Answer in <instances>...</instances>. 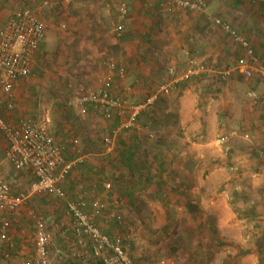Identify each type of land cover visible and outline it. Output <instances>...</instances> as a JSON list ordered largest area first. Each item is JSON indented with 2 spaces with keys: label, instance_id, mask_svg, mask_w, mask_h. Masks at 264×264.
I'll return each mask as SVG.
<instances>
[{
  "label": "crops",
  "instance_id": "crops-1",
  "mask_svg": "<svg viewBox=\"0 0 264 264\" xmlns=\"http://www.w3.org/2000/svg\"><path fill=\"white\" fill-rule=\"evenodd\" d=\"M204 1L205 9L194 11L169 8L160 0H131L124 32L115 37L117 0H48L53 16L66 25L59 38L65 44V68L88 71L85 81L94 87L112 72L110 93L134 104L164 82H171L172 89L140 113L139 131L122 129L111 144L105 138L126 116L106 120L90 108H70L76 109L72 120L51 134L71 164L59 182L64 198L30 194L31 171L2 163L0 176L11 193L28 195L18 211L0 210V264L35 261L36 226L30 211L45 220L49 264H102L89 240L83 238L88 245L80 246L72 231L66 204L78 200L87 203L86 211L102 232L120 240L134 264H264V4ZM40 2L0 0V29L24 5L36 12ZM17 3L20 8L14 9ZM215 19L228 24L251 53ZM47 23L32 75L42 68L46 41L53 40L52 23ZM111 59L122 65V77L109 71ZM192 61L210 73L181 79ZM22 84H14L17 101L11 111L0 94V115L10 124L26 115L17 104ZM229 132L237 135L226 153L219 138ZM6 146L0 130V155ZM197 168L214 171L224 189L205 196L211 178L195 181ZM226 168L232 176L225 177ZM196 184L202 188L195 190ZM95 201L102 204L98 214L92 211ZM198 201L206 211L197 208ZM184 208L190 220L179 218ZM170 209L179 214L173 216Z\"/></svg>",
  "mask_w": 264,
  "mask_h": 264
},
{
  "label": "built area",
  "instance_id": "built-area-1",
  "mask_svg": "<svg viewBox=\"0 0 264 264\" xmlns=\"http://www.w3.org/2000/svg\"><path fill=\"white\" fill-rule=\"evenodd\" d=\"M15 2H26L27 0H14ZM131 0H118L116 7L117 22L113 27L116 37H121L124 32V19L128 13V3ZM169 8L202 11L206 7L204 0H160ZM258 0H251L257 2ZM264 4V0H260ZM43 5L48 1L44 0ZM215 23L221 24L229 31L236 40L247 50L248 44L235 31L221 20L215 19ZM47 24L29 6L24 5L14 12L0 29V94L4 95V107L7 110L14 109V84L18 80H27L32 75L31 64L34 55L37 53L41 41L45 38ZM251 53V50L248 49ZM255 62V58H250ZM109 71L115 70L119 77L124 75L121 64L115 60H109ZM210 73V70L203 64L191 62V67L182 75L181 79H188L198 74ZM247 77L251 73L244 72ZM264 77V73L262 74ZM113 79L112 72L107 74L100 86L88 88L79 95L67 98L65 104L76 109L90 108L97 116L106 120L114 116H126V118L115 128L110 136L105 138L106 144H111L114 135L120 130L134 129L139 131L137 120L140 113L148 107L153 106L160 96L168 95L172 89L171 82H164L153 90L140 103H129L127 100L110 93V86ZM255 98L253 92L249 93ZM0 130L4 134L7 146L3 155H0V166L3 162L15 169H29L34 180L30 183L28 192L30 194H48L57 198H64L65 193L59 184L60 180L71 169V164L65 162L62 150L55 142L53 136L47 132L38 120L18 119L17 123L10 124L0 115ZM236 132H229L219 138L225 146L224 152L229 151L227 146L229 140L236 136ZM110 188V184H105ZM28 194H12L10 185L0 176V210L16 212L24 202ZM84 200L67 201V210L71 214V228L78 237V244L86 246L88 243L83 239L87 238L93 246V254L99 257L102 264H134L132 257L123 247L119 239H111L94 223L93 214L86 211ZM92 211L98 214L102 210V204L95 201L91 204ZM33 220L36 230L34 234V249L36 259L33 264H49L48 234L46 223L41 215L34 211L28 212ZM7 223L3 224L5 228ZM0 237V243H1ZM1 245V244H0ZM106 254L101 255V252Z\"/></svg>",
  "mask_w": 264,
  "mask_h": 264
},
{
  "label": "rangeland",
  "instance_id": "rangeland-1",
  "mask_svg": "<svg viewBox=\"0 0 264 264\" xmlns=\"http://www.w3.org/2000/svg\"><path fill=\"white\" fill-rule=\"evenodd\" d=\"M20 6L21 4L17 3V5L15 4L12 7H15L14 9H19ZM36 12L46 22L47 30L49 28V24L47 23V20L52 23L50 32H53L52 33L53 40L46 41L45 55H42L40 57L41 65H39V67L42 66V68L37 69L35 74L31 75L29 79L22 80L23 84L19 86L20 93L18 96L19 102L17 104L23 106L25 110H27L26 112H24L26 114L24 118L34 119V120L37 119L42 125H44L45 129L50 134H53L54 130L58 128L57 126H62V125L65 126L66 119L68 120V122L69 120L71 121L72 117H74L73 115H75L74 113H76L75 112L76 109L73 110L70 109L71 107H68L65 104V100L67 98L79 95L82 91L87 90L88 88H95V87L92 85L91 81L89 80L85 81L86 78L84 76L86 75V73H89L88 71L82 72L79 69V66H72L69 68L68 67L65 68L66 63L61 62V60L62 61L65 60V62L67 60V56L63 55L62 52V47H64L65 44L59 41L60 35H62L66 30V25L62 24L60 18L57 19L53 16L52 8L50 7V4L48 3L47 5L42 6V3L40 2ZM53 19L54 22L52 21ZM114 36L116 37L115 34ZM69 49L73 51L72 48ZM62 55L64 56V58L61 59L60 56ZM68 110H71L70 114L68 113ZM20 113L21 112H19V115ZM65 114L67 115L65 116ZM20 118L21 117H18V119ZM72 124L74 123L72 122ZM102 129L106 130L104 127H102ZM202 168H206V166ZM202 168L195 169L194 175H195V181H197V179L199 180L201 176L205 179V182L207 180L206 178H208V180L211 178L210 187L209 185H205L207 186L205 196L209 194L212 195V193H216V194L220 193L221 190L224 189L223 186H220V184H224V183L222 180L218 179L219 175L214 174V171L212 170L205 169L203 171ZM223 173L225 177L228 175L232 176L230 174L231 170L229 168L224 169ZM227 180L230 181L229 179ZM215 181L220 183H218V185L216 183L214 184L213 182ZM201 186L202 185L196 184L195 190H197V188H202ZM198 203L199 205H197V208L199 207L202 211L203 210L206 211V209H204L203 207V203L199 201ZM170 210L173 211L172 212L173 216L179 214L177 213L178 211H176L177 209L176 210L170 209ZM184 210L182 213L183 214L182 217L179 216V218L180 219L182 218L184 219V221H186L187 218L186 216H188V214L186 213L185 216L186 208H184ZM175 218L176 217H173L172 220L174 221ZM187 219L190 220V216H188ZM199 219L203 220L204 217L200 216ZM160 220L161 219H159L158 217V221ZM163 221H167L166 218H164ZM170 235H172V233H165L164 237ZM212 235L218 238V233Z\"/></svg>",
  "mask_w": 264,
  "mask_h": 264
},
{
  "label": "trees",
  "instance_id": "trees-1",
  "mask_svg": "<svg viewBox=\"0 0 264 264\" xmlns=\"http://www.w3.org/2000/svg\"><path fill=\"white\" fill-rule=\"evenodd\" d=\"M117 3H118V1H117ZM117 7V6H116Z\"/></svg>",
  "mask_w": 264,
  "mask_h": 264
}]
</instances>
